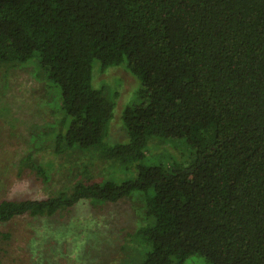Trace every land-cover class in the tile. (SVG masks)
<instances>
[{
  "label": "trees",
  "instance_id": "obj_1",
  "mask_svg": "<svg viewBox=\"0 0 264 264\" xmlns=\"http://www.w3.org/2000/svg\"><path fill=\"white\" fill-rule=\"evenodd\" d=\"M29 61L59 90L56 153L92 150L133 175L85 169L68 190L1 198L0 223L140 192L143 222L120 264H264V0H0V66ZM95 61L141 81L121 114L126 142L106 139L118 92L94 85ZM154 136L185 138L193 160L145 165ZM21 165L50 179L32 153Z\"/></svg>",
  "mask_w": 264,
  "mask_h": 264
},
{
  "label": "rangeland",
  "instance_id": "obj_2",
  "mask_svg": "<svg viewBox=\"0 0 264 264\" xmlns=\"http://www.w3.org/2000/svg\"><path fill=\"white\" fill-rule=\"evenodd\" d=\"M36 63L0 66V199H40L68 190L84 178L88 170L92 178L107 177L122 181L133 175L125 166L111 164L92 150H67L58 154L54 132L47 134L48 124L56 120L50 99L59 93L48 81L39 77ZM93 83L117 90L115 117L108 125L107 141L126 142L128 137L121 121L123 108L134 101L141 81L123 66L103 70L93 64ZM49 91L50 92L48 96ZM50 97V98H48ZM29 153L35 161L47 165L50 179L43 181L21 161ZM194 149L185 138L154 136L148 143L145 165L173 162L187 164ZM144 203L135 192L117 204L81 200L69 212L51 218L16 217L0 223V262L3 264H120L128 259L130 234L143 222ZM185 264H211L202 255L189 257Z\"/></svg>",
  "mask_w": 264,
  "mask_h": 264
}]
</instances>
